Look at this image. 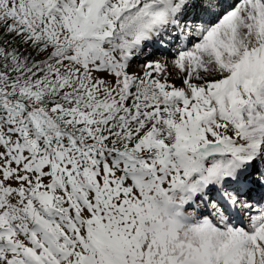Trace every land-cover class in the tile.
I'll use <instances>...</instances> for the list:
<instances>
[{
    "label": "snow or ice",
    "instance_id": "6c2138e0",
    "mask_svg": "<svg viewBox=\"0 0 264 264\" xmlns=\"http://www.w3.org/2000/svg\"><path fill=\"white\" fill-rule=\"evenodd\" d=\"M0 264H264V0H0Z\"/></svg>",
    "mask_w": 264,
    "mask_h": 264
},
{
    "label": "rangeland",
    "instance_id": "374dc122",
    "mask_svg": "<svg viewBox=\"0 0 264 264\" xmlns=\"http://www.w3.org/2000/svg\"><path fill=\"white\" fill-rule=\"evenodd\" d=\"M253 214H255V213H253ZM245 223H247V220H245Z\"/></svg>",
    "mask_w": 264,
    "mask_h": 264
}]
</instances>
